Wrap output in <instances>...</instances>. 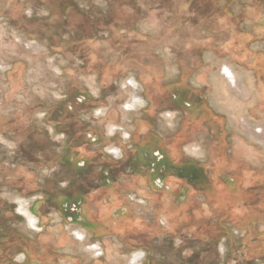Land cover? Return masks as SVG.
<instances>
[{"label":"rangeland","instance_id":"1","mask_svg":"<svg viewBox=\"0 0 264 264\" xmlns=\"http://www.w3.org/2000/svg\"><path fill=\"white\" fill-rule=\"evenodd\" d=\"M178 81L208 105L222 145L175 106ZM71 123L74 139L103 134L71 143L86 165L64 159ZM147 132L215 170L212 193H188L167 227L152 216L148 264H264V0H0V264H130L117 232L105 247L82 241L51 196L104 163L124 167L101 153L119 160ZM221 171L238 174L237 195Z\"/></svg>","mask_w":264,"mask_h":264},{"label":"flooded vegetation","instance_id":"2","mask_svg":"<svg viewBox=\"0 0 264 264\" xmlns=\"http://www.w3.org/2000/svg\"><path fill=\"white\" fill-rule=\"evenodd\" d=\"M171 87L173 88L171 89L173 90L172 100L175 106L181 108L187 117L210 124L211 134L215 139L218 138L216 143L222 145L219 140L222 131L220 128L212 127L216 125V118L209 117L211 110L196 90L188 84H180L179 81L173 83ZM80 97L78 98L79 102L84 103L88 96L81 94ZM72 124L69 128H63L69 135L68 146H66L68 151L65 152L64 159L71 162L80 158L76 164L78 166L86 165L88 160L84 155H79L77 150H73L71 143L75 141H79L76 143H85L86 140L98 141L103 139V134L102 132L90 134L88 131H84L79 134V139H74ZM55 126L58 127L56 124ZM166 147L162 144L159 136L147 132L141 140L131 146L130 154H124V157L119 160L110 159L111 157L101 153L111 162L124 167H112L110 164L104 163L96 178L85 179L79 184L71 182L68 184V190L61 193L64 195L60 197L52 195L51 202H54L59 212L64 214L71 225L83 230L82 241L89 235L92 240H97L100 245L102 244L101 246L105 247V237L117 232L123 248L129 253V256L132 254L129 263H144H141L140 257L135 262H131L132 257L136 255L134 252L143 249L145 264H148L151 260L149 257L153 247L152 227L154 222H152V216H155L156 225L167 227L166 217H173L181 212L188 193H212L215 189V182L212 179L215 170L209 171L206 166L194 160L177 159ZM82 169H77V172H81ZM218 174L229 192L237 195L238 174L231 175L224 171L218 172ZM235 195L234 199L236 198L237 204L247 202L242 201L245 196H240V192L238 196ZM90 202L94 203L93 206L96 209H91ZM97 202H102V205L98 207ZM43 203L34 201L28 212L38 217L40 206ZM151 203L156 204L154 214L147 210ZM137 207L145 210V213H141L140 216L134 215L138 214ZM146 213H151L149 219L146 218L148 216ZM101 246L91 243L89 247L96 255H102L104 250ZM5 248L6 246L2 249L5 250Z\"/></svg>","mask_w":264,"mask_h":264}]
</instances>
